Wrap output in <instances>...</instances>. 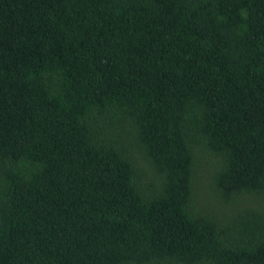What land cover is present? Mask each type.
Returning <instances> with one entry per match:
<instances>
[{
    "label": "trees",
    "instance_id": "trees-1",
    "mask_svg": "<svg viewBox=\"0 0 264 264\" xmlns=\"http://www.w3.org/2000/svg\"><path fill=\"white\" fill-rule=\"evenodd\" d=\"M0 264H264V0H0Z\"/></svg>",
    "mask_w": 264,
    "mask_h": 264
}]
</instances>
